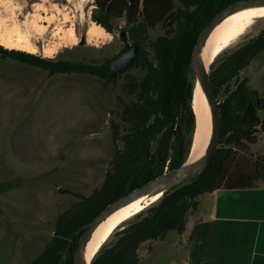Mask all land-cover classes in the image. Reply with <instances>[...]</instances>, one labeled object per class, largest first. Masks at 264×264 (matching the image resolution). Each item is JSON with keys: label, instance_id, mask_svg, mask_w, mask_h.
Instances as JSON below:
<instances>
[{"label": "trees", "instance_id": "trees-1", "mask_svg": "<svg viewBox=\"0 0 264 264\" xmlns=\"http://www.w3.org/2000/svg\"><path fill=\"white\" fill-rule=\"evenodd\" d=\"M239 1L244 0H95L100 14L92 20L106 33L114 32L111 19L125 20V27L119 31L125 45L117 56L134 45L139 50L134 62L113 77L107 75L111 60L102 64L52 61L0 47L4 57L51 74H89L105 84L134 71L126 74L123 85L133 99L123 105L118 120L110 123L112 163H118V173H106L98 188L88 196L77 195V202L58 215L49 243L32 264H72L78 229L107 205L186 162L195 129L191 55L206 25L221 10ZM156 27L163 34L149 41L148 34ZM262 51L264 32L221 61H213L209 72L212 87L218 99L221 92L226 98L219 101L220 142L210 163L197 177L164 193L113 233L114 242L103 245L91 264H139L141 244L162 241L169 232H184L200 196L220 189L264 185V163L253 160L246 148L256 142L259 132H264V115L260 117L258 112L264 113V98L254 97L245 78L234 85L239 73ZM234 129V139L225 145L224 137Z\"/></svg>", "mask_w": 264, "mask_h": 264}, {"label": "rangeland", "instance_id": "rangeland-1", "mask_svg": "<svg viewBox=\"0 0 264 264\" xmlns=\"http://www.w3.org/2000/svg\"><path fill=\"white\" fill-rule=\"evenodd\" d=\"M99 14L95 0H0V35L26 36L37 52L14 51L40 59L102 64L123 49L119 31L125 20L111 19L112 34L95 45L79 46L80 36ZM253 22L216 57L219 61L264 32V18ZM70 27L78 40L73 46ZM162 34L156 27L148 40ZM133 73L105 84L89 74H51L0 53V264H32L49 243L58 215L77 202V195L88 196L102 184L112 164L110 123L133 99L123 86L126 74ZM244 78L254 97L264 98V51L234 85ZM225 98L221 92L218 100ZM113 233L103 245L114 242ZM179 240L169 232L163 241L141 244L139 264H184L186 248L175 244Z\"/></svg>", "mask_w": 264, "mask_h": 264}, {"label": "water", "instance_id": "water-1", "mask_svg": "<svg viewBox=\"0 0 264 264\" xmlns=\"http://www.w3.org/2000/svg\"><path fill=\"white\" fill-rule=\"evenodd\" d=\"M252 8H264V0H244L239 1L227 8L221 10L203 29L200 33L189 64V73L193 83V97H192V110L195 116V129L193 132L192 143L190 146L189 154L186 162L180 167L166 171L161 176L147 182L146 184L140 186L137 189L129 192L125 196L116 200L115 202L107 205L98 215H96L90 222L82 226L75 233L73 239L75 243V248L72 253V264H91V259L88 261L87 256V246L88 242L93 235L94 231L98 226L103 223L109 216L113 215L120 209L129 206L135 202L141 200H148L154 196L162 195L174 188H177L185 183L190 182L192 179L201 174L208 164L210 163L213 155L215 154L219 142H220V131H221V117L219 111V100L214 92L212 83L209 77L210 66L208 68L205 64L203 57V50L206 41L214 29L227 17L234 15L240 11ZM86 43V36L81 35L79 38V46H83ZM139 54L138 47L136 45L130 47L127 51L123 52L119 56L111 59L108 65L107 75L113 77L125 71L137 58ZM198 89L200 95L203 97L207 110H208V128L209 137L207 141L204 153L198 159L188 162L193 149L194 138L197 129L196 115L193 107V98L195 90ZM236 130H232L226 135L225 145H229L234 139ZM119 166L116 161H114L108 170L110 176H114L118 173ZM68 249L64 252L67 253Z\"/></svg>", "mask_w": 264, "mask_h": 264}, {"label": "crops", "instance_id": "crops-1", "mask_svg": "<svg viewBox=\"0 0 264 264\" xmlns=\"http://www.w3.org/2000/svg\"><path fill=\"white\" fill-rule=\"evenodd\" d=\"M178 236L184 264H264V185L200 196Z\"/></svg>", "mask_w": 264, "mask_h": 264}, {"label": "bare ground", "instance_id": "bare-ground-1", "mask_svg": "<svg viewBox=\"0 0 264 264\" xmlns=\"http://www.w3.org/2000/svg\"><path fill=\"white\" fill-rule=\"evenodd\" d=\"M86 1L88 0H80V2ZM258 18H264V8L246 9L224 19L210 34L204 45L203 57L207 68L217 56L240 39V37L247 32L246 30L248 27L254 23L253 20ZM68 30V39L70 44H72V46L76 45L78 40L73 28L70 27ZM85 36L87 44L95 45L97 41L99 42V40L104 39V36H109V34L97 24L91 22L85 30ZM0 46L8 50H18L29 54H35L37 52L36 47L24 35H18L16 39H13L9 35H0ZM192 105L196 115L197 129L193 149L188 162H192L201 157L206 148L210 133L208 128V110L198 89L195 90ZM159 198L160 195H157L148 200L144 199L135 202L120 209L101 223L94 231L88 242V261L95 257L97 252L110 238L115 229H117L121 224L132 219L135 215L141 213L151 204L158 201Z\"/></svg>", "mask_w": 264, "mask_h": 264}, {"label": "flooded vegetation", "instance_id": "flooded-vegetation-1", "mask_svg": "<svg viewBox=\"0 0 264 264\" xmlns=\"http://www.w3.org/2000/svg\"><path fill=\"white\" fill-rule=\"evenodd\" d=\"M258 112H261V110H258ZM262 115H264V113H262ZM259 133L260 134L256 135V142L252 145H246V148L253 160L264 163V150H262L264 149V132L261 131ZM252 149L255 151L252 152Z\"/></svg>", "mask_w": 264, "mask_h": 264}]
</instances>
